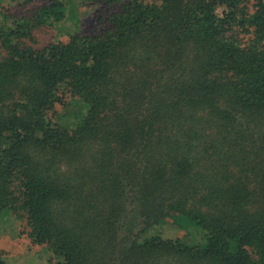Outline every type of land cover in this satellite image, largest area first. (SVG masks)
I'll return each instance as SVG.
<instances>
[{"label":"trees","instance_id":"obj_1","mask_svg":"<svg viewBox=\"0 0 264 264\" xmlns=\"http://www.w3.org/2000/svg\"><path fill=\"white\" fill-rule=\"evenodd\" d=\"M5 1L0 215L47 264H264V0Z\"/></svg>","mask_w":264,"mask_h":264},{"label":"rangeland","instance_id":"obj_2","mask_svg":"<svg viewBox=\"0 0 264 264\" xmlns=\"http://www.w3.org/2000/svg\"><path fill=\"white\" fill-rule=\"evenodd\" d=\"M48 0H35L24 7L16 4L3 2L4 9L7 12L16 13L28 11L35 7L43 5ZM72 13L69 11L71 19L65 23V30H75L81 32L90 31V27L99 10V4L96 0H65ZM65 33V32H64ZM64 33H57V37H62ZM35 41L39 46H46L55 39V33L50 28H40L34 33ZM61 38V39H62ZM63 40V39H62ZM21 223L5 211L0 215V252L6 264H47L53 257V253L45 246L32 244L21 231ZM169 232L179 233L176 227L168 230ZM178 235V234H177ZM180 236V235H179ZM180 237H183L180 236ZM195 237V236H194ZM198 238L190 241H198Z\"/></svg>","mask_w":264,"mask_h":264}]
</instances>
